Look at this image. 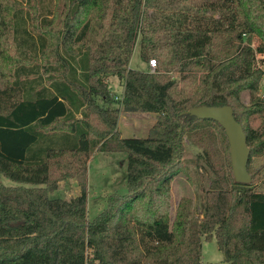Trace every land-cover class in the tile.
Returning <instances> with one entry per match:
<instances>
[{
    "label": "trees",
    "instance_id": "obj_1",
    "mask_svg": "<svg viewBox=\"0 0 264 264\" xmlns=\"http://www.w3.org/2000/svg\"><path fill=\"white\" fill-rule=\"evenodd\" d=\"M25 2L26 15L12 9L9 19L0 6L19 58L40 57L0 77V175L16 183L0 184V264H201L211 238L229 264H264L256 171L235 182L224 129L183 113L230 105L248 165L264 154V0ZM136 44L153 71L128 67ZM109 75L121 81L119 95ZM121 112L154 120L143 137H123ZM185 142L200 149L209 177L199 204L183 195L173 208ZM96 152L126 153V192L111 193L89 221ZM67 178L78 193L50 197Z\"/></svg>",
    "mask_w": 264,
    "mask_h": 264
},
{
    "label": "rangeland",
    "instance_id": "obj_2",
    "mask_svg": "<svg viewBox=\"0 0 264 264\" xmlns=\"http://www.w3.org/2000/svg\"><path fill=\"white\" fill-rule=\"evenodd\" d=\"M4 6L8 11L7 19L12 9L22 8L26 15L25 0H0V6ZM2 8V7H0ZM10 9V10H9ZM2 10V9H0ZM12 10V11H11ZM3 13V11H2ZM12 42L11 27L9 22L6 26H0V77L9 75L14 65L18 62L28 64V60L39 63V56H31L28 60L19 58ZM133 69L147 70V64L139 56L138 45L133 49L129 60V66ZM108 83L110 89L118 95L122 92V83L114 75H109ZM264 92V76L260 82V93ZM241 100L247 101L246 92L240 95ZM154 120L152 113H131L121 112L118 118V130L123 137H143L148 127ZM213 136L215 143H218L220 135L218 132ZM125 157L126 153H102L96 152L92 155L87 167V219L93 220L96 215L106 206L108 196L111 193H125ZM204 157L200 149L188 142L184 143L183 167L171 181V198L173 208L178 198L189 196L196 204L200 203L202 196V186L204 187L209 177L205 171ZM256 171L253 187L257 190H264V154L255 156L248 165V171ZM0 184L15 185L16 183L0 175ZM78 193V186L74 178H67L60 181L57 189L49 196L52 198H70ZM201 264H229L223 259L222 252L219 250L214 238L204 240L201 248Z\"/></svg>",
    "mask_w": 264,
    "mask_h": 264
},
{
    "label": "water",
    "instance_id": "obj_3",
    "mask_svg": "<svg viewBox=\"0 0 264 264\" xmlns=\"http://www.w3.org/2000/svg\"><path fill=\"white\" fill-rule=\"evenodd\" d=\"M183 113L200 119L217 122L226 134L229 145V159L233 179L237 183H248L251 175L248 171L249 147L242 125L234 118L233 109L228 104L193 106Z\"/></svg>",
    "mask_w": 264,
    "mask_h": 264
},
{
    "label": "built area",
    "instance_id": "obj_4",
    "mask_svg": "<svg viewBox=\"0 0 264 264\" xmlns=\"http://www.w3.org/2000/svg\"><path fill=\"white\" fill-rule=\"evenodd\" d=\"M147 67L149 71H153V69L156 67V61L154 59H149L147 62Z\"/></svg>",
    "mask_w": 264,
    "mask_h": 264
}]
</instances>
